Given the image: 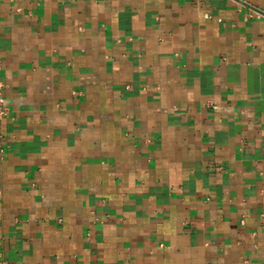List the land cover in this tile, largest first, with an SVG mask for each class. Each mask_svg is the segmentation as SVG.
<instances>
[{
	"label": "crops",
	"instance_id": "0c3cea01",
	"mask_svg": "<svg viewBox=\"0 0 264 264\" xmlns=\"http://www.w3.org/2000/svg\"><path fill=\"white\" fill-rule=\"evenodd\" d=\"M0 98V264H264V0H0Z\"/></svg>",
	"mask_w": 264,
	"mask_h": 264
},
{
	"label": "built area",
	"instance_id": "2783aa9c",
	"mask_svg": "<svg viewBox=\"0 0 264 264\" xmlns=\"http://www.w3.org/2000/svg\"><path fill=\"white\" fill-rule=\"evenodd\" d=\"M205 18L207 17L208 18V15H206V16H204ZM3 99L2 98H0V114L1 115H4L5 113H6V109H5V107H4V105H3Z\"/></svg>",
	"mask_w": 264,
	"mask_h": 264
}]
</instances>
